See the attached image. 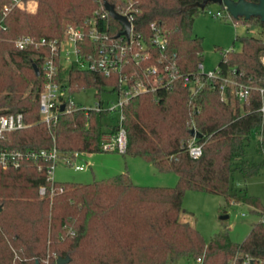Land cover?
Listing matches in <instances>:
<instances>
[{"label": "trees", "instance_id": "trees-1", "mask_svg": "<svg viewBox=\"0 0 264 264\" xmlns=\"http://www.w3.org/2000/svg\"><path fill=\"white\" fill-rule=\"evenodd\" d=\"M10 1L0 0V114L21 112L27 126L0 137V150L24 153L55 146L61 157L76 151H103L102 136L119 129V124L104 128L102 120L109 110L62 112L49 131L39 124V93L47 81L44 60L50 49L18 48L14 43L20 35L61 39L65 24L82 25L96 10L101 11L103 0H37L33 12L17 6L4 12L3 6ZM106 1L117 11L128 4L126 0ZM198 1L131 0L134 30L149 44L154 34L150 22L155 21L165 38L161 51L183 73L196 71L202 61V40L193 35L192 20L209 2L199 8ZM233 20L248 31L258 27L264 33L258 16L240 15ZM99 27L115 34L122 26L106 16L99 19ZM235 39L241 48L221 52L220 73L233 74L251 86L264 85L260 59L264 38L245 34ZM82 45L84 50L95 49L87 38ZM151 50L154 56L160 51ZM154 59L143 64H153ZM55 60L56 80L70 93L107 87L119 95L117 73L104 75L74 62L63 68ZM131 69L141 74L139 66L130 64L127 70ZM202 79L205 83L200 87L178 79L169 89L131 96L122 106L126 147L121 153L139 156L160 171L174 172L175 186L139 185L125 173L86 184L59 182L47 178L48 163L40 158L24 157L17 166L0 163V264H58V257H68L65 264H166L181 257L191 258L192 264H264V206L246 192L232 193L230 185L235 170L246 179L264 166L261 96L254 91L249 100L231 105L221 100L217 80ZM193 128L201 133L198 141L202 143V153L196 158L185 151ZM254 133L259 135L255 149L261 161L247 157L246 145ZM40 186L45 187L43 196L38 193ZM187 189L249 204L260 219L240 242L232 241L226 228L205 242L180 217Z\"/></svg>", "mask_w": 264, "mask_h": 264}, {"label": "built area", "instance_id": "built-area-1", "mask_svg": "<svg viewBox=\"0 0 264 264\" xmlns=\"http://www.w3.org/2000/svg\"><path fill=\"white\" fill-rule=\"evenodd\" d=\"M126 1L128 2L127 6L118 12L125 15L130 22L128 36L119 34L124 29L121 23L122 27L120 31L115 34L99 27V19L110 16L102 3L100 6L101 11L96 10L92 16L83 21L82 25L65 24L64 34L61 39L44 36L35 38L30 35H20L14 40L18 48L34 45L35 47L48 46L50 49V54L44 60L47 81L39 93V124L43 125L47 131L50 130L51 123L62 112L82 109L87 114L89 110L103 109L99 102L93 107H86L77 105L70 99L72 93L69 92L66 86H62L56 80L58 72L56 58L59 59L63 68H67L74 62L82 69L96 70L104 75H111L112 73L119 75L120 93L118 95V102L111 107L113 110L119 107V129L115 133L108 132L102 136L101 147L103 150H117L120 152L125 150L126 135L121 125L123 119L122 106L129 97L141 92L169 89L178 79H181L185 85H197L198 87L205 83L202 76H205L206 79H215L218 82L217 89L219 90L221 100L228 103L231 101L234 103L236 100L247 101L251 98L254 91H258L261 96V104L258 110L264 113V85L251 86L237 80L233 74H221L218 67L213 70L204 71L201 61H198L196 71L183 73L172 58L170 59V57L161 51L165 47V38L163 37L161 27L155 21L150 22V27L154 31V34L149 44L142 40L141 33L134 30L131 12L133 10L132 3L131 0ZM25 2L26 0H11L3 6V10L5 12V10L14 6L23 8ZM222 7L224 8V12L218 10L214 15L227 16L236 24L233 16L223 3ZM86 38L91 44L95 45L93 51L84 50L83 45L81 46ZM150 46L160 49L159 54L154 56ZM153 58H155L153 64H143V61ZM260 59L264 65V52L261 54ZM130 64L139 66L141 74L133 69L127 70ZM61 105L64 106L62 110L60 109ZM111 109L108 108L106 110L111 111ZM25 126L27 124L24 122L21 112L0 114V137H4L8 131L21 129ZM193 130L196 131L195 128ZM185 151L194 158L201 155L202 143L198 141L195 135H191L187 140ZM80 153L76 151L70 156H64V159L70 162L71 160H75ZM24 157L33 160L40 158L47 161V178L53 180L50 173L58 159L61 158L55 146L50 149L29 150L24 153L18 150H0V163L3 165L17 166ZM72 166L79 170L85 167L82 164H74ZM62 188L60 187V190ZM38 193L43 196L45 194V187L40 186Z\"/></svg>", "mask_w": 264, "mask_h": 264}, {"label": "rangeland", "instance_id": "rangeland-1", "mask_svg": "<svg viewBox=\"0 0 264 264\" xmlns=\"http://www.w3.org/2000/svg\"><path fill=\"white\" fill-rule=\"evenodd\" d=\"M37 0H26L24 10L35 11ZM224 12L222 4L209 2L205 8L197 11L192 20V32L202 40L201 58L203 70H213L218 66L223 50H240L241 44L236 36L245 34L262 36L258 27L249 31L243 23L234 24L227 16H215V12ZM70 50V49H69ZM71 51V50H70ZM70 99L80 106H95L101 102L103 109H111L118 102V95L107 87L98 91L94 87L83 88L70 95ZM231 105H233L231 101ZM120 112L111 109L110 114L103 117L104 128L119 124ZM259 135L254 133L246 145L247 157L253 161H261L262 156L256 151ZM82 164V170L72 165ZM125 173L136 184L147 186H175L177 175L172 171H160L152 163L139 156L123 155L117 150H103L92 153H80L75 160L58 159L50 176L59 182H76L81 184L107 180L117 174ZM231 191L235 194L246 192L264 206V166L252 176L243 178L240 170L233 172L230 181ZM180 217L189 221L208 242L216 233L227 229L232 241L240 242L248 234L251 225L260 219L254 207L246 203L226 200L222 195L200 190L187 189L182 198ZM8 208V207H7ZM227 214L226 218H221ZM193 260L181 257L166 264H192Z\"/></svg>", "mask_w": 264, "mask_h": 264}, {"label": "water", "instance_id": "water-1", "mask_svg": "<svg viewBox=\"0 0 264 264\" xmlns=\"http://www.w3.org/2000/svg\"><path fill=\"white\" fill-rule=\"evenodd\" d=\"M208 2H217L219 4H224L229 11V13L233 17H238L240 15L248 18L251 16H258L261 21L264 22V0H257L256 2L248 1V0H201L196 2V5L199 8H204V6ZM103 6L108 11L109 15L115 19H117L124 27V29L119 34H125L128 36L130 29V22L127 17L118 11H116L114 5L106 0H103ZM63 105H61L60 109H63ZM191 135H195L197 138L201 137V133L198 131L190 130ZM1 209V206H0ZM228 215L223 214L221 218H226ZM69 261L68 257L57 258L58 264H65Z\"/></svg>", "mask_w": 264, "mask_h": 264}]
</instances>
